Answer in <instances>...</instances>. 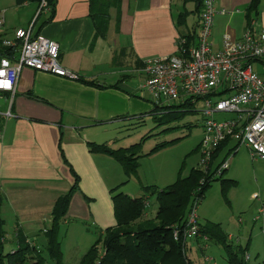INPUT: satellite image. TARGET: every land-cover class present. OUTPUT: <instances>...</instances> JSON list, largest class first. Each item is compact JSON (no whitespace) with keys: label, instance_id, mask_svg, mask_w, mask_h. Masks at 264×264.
<instances>
[{"label":"crops","instance_id":"1","mask_svg":"<svg viewBox=\"0 0 264 264\" xmlns=\"http://www.w3.org/2000/svg\"><path fill=\"white\" fill-rule=\"evenodd\" d=\"M250 1L214 0L212 50L220 48L224 33L241 38L253 20L254 31L264 29V0H260L257 14L251 12L247 17ZM119 2L118 7L109 8L104 36L94 37L88 0H56L48 22L49 9L37 12L34 1L0 0L4 17L1 37L11 38L14 29L32 23L35 32L57 42L61 64L79 76L67 79L24 67L15 91L0 93V218L3 224L13 223L16 241L19 238L37 240L23 231L39 229L44 235L51 225L50 212L55 200L74 182L72 172L78 176L77 188L71 195L63 223L70 219L74 223L92 221L99 233L115 226L109 191L122 183L125 175L119 162L106 154L90 151L89 143L106 144L110 148L131 145L119 140L121 136L124 138L123 130L128 131L136 122L144 123L155 107L151 94L142 86L144 61L175 52L180 39L177 14L184 7L189 11L194 9L193 2L183 3V0ZM191 15L194 19L189 22ZM196 19V13H190L182 30H198ZM254 64H260L264 72L260 62ZM135 74L140 78H135ZM235 143L229 139L216 158L219 161L228 155L225 171L230 170L227 177L232 179L236 177L234 168L242 158L236 157L240 146L228 158ZM245 148L241 150L243 156L247 155ZM157 152L139 158L137 172L120 186L123 192L138 197L142 195L143 185H165L141 169L148 164L145 160ZM162 166L157 164L156 169L160 172ZM254 170L261 175L260 169ZM172 172L169 181H174ZM130 180L138 185L131 184ZM146 213L149 218L150 213L147 210ZM2 240H6L5 236ZM194 244L200 248L198 239L187 240L188 247ZM206 247L209 248L208 243ZM187 257L198 264L189 254ZM206 258L208 262L209 256Z\"/></svg>","mask_w":264,"mask_h":264},{"label":"trees","instance_id":"2","mask_svg":"<svg viewBox=\"0 0 264 264\" xmlns=\"http://www.w3.org/2000/svg\"><path fill=\"white\" fill-rule=\"evenodd\" d=\"M23 2L24 0H17ZM39 6L42 0H30ZM50 11V16L55 10L56 0H43ZM203 0H183V3L193 2L194 9L187 10L185 7L177 14L176 24L179 29L181 48L189 47L196 43L197 30L186 31L182 27L186 25V18L190 13H196V29L199 26V12ZM119 0H88V14L94 24V37L104 36L109 20V8L118 7ZM260 0H251L247 8L249 13L257 14ZM1 37V34H0ZM2 54L9 51L8 47H2ZM264 67V62H260ZM87 82V81H86ZM89 83V82H88ZM196 111L195 103L191 99L172 104L156 105L149 113L151 118L157 122V126L168 123L172 120L183 117L187 112ZM166 128L167 129H171ZM149 135H144L139 141L119 148H110L106 144L89 143L92 152H99L112 157L119 162L125 175L122 183L110 189V197L113 205V215L115 226L107 227L99 233L96 240L91 244L87 251L81 256L78 264H194L186 254L187 240L184 239L183 231L185 228L186 217L193 199L197 203L204 197L206 190L215 180L219 181L220 191L223 196L229 187L236 184L232 178L223 177L225 170L215 175V169L227 158L225 155L216 162L217 155L224 147L225 143L231 140L227 137L213 151L207 170L201 167L191 168L186 175H182V166L178 170L176 179L163 187L156 185H143L142 195L133 197L123 192L120 186L127 182L129 177L135 174L139 167V158L153 154L158 149L175 142L179 138L156 143L147 153H142L141 148ZM238 145L229 150L231 154ZM199 144L193 149L197 151ZM74 182L70 189L60 195L54 202L50 216L51 225L43 233L45 236V249L49 257L55 260L56 264H61L60 243L58 241V229L63 222L68 203L72 193L77 188L78 176L72 172ZM155 195L157 208L155 215L143 219V214L147 210L148 198ZM145 202H147L145 204ZM2 196L0 193V206ZM199 224V234L207 236V240H199L203 246L209 242L222 245L224 248L228 264H245L244 248L242 249L233 238H229L219 223L207 221L204 225ZM3 220L0 218V243L4 236L2 229ZM178 230V237L174 238V229ZM101 245V248H100ZM1 249V244H0ZM101 249V250H100ZM243 253L240 257L239 254ZM44 258L41 250L33 241L26 238H19L14 250L5 254L0 253V264H43Z\"/></svg>","mask_w":264,"mask_h":264},{"label":"built area","instance_id":"3","mask_svg":"<svg viewBox=\"0 0 264 264\" xmlns=\"http://www.w3.org/2000/svg\"><path fill=\"white\" fill-rule=\"evenodd\" d=\"M213 2L202 1L195 44L181 48L180 41H183L178 40L174 53L146 59L142 68L145 75L142 86L149 91L154 104L202 100L203 134L198 151L199 166L204 171L214 149L227 137L238 146L246 147L252 158L264 159V78L253 69L255 62H264V29L254 31L253 20L241 38L224 33L220 48L212 50L210 37L216 12ZM45 8L42 0L37 12ZM3 23L0 11V28ZM2 47H8L9 51L5 55L0 51V93L15 91L18 75L24 67L67 79L79 78L61 64L57 42L35 32L32 23L14 29L11 38L0 37V50ZM217 113L234 116L219 120L215 118ZM227 165L225 159L215 169V175ZM197 204L193 199L183 236L206 241L208 238L198 231ZM263 214L264 204H261L253 220ZM173 235L178 237L177 228Z\"/></svg>","mask_w":264,"mask_h":264},{"label":"rangeland","instance_id":"4","mask_svg":"<svg viewBox=\"0 0 264 264\" xmlns=\"http://www.w3.org/2000/svg\"><path fill=\"white\" fill-rule=\"evenodd\" d=\"M193 19L194 17L191 15L188 20L191 22ZM254 69L260 76L264 75L260 64H254ZM135 76V78H140L139 75L135 74ZM166 104L171 103L168 102ZM202 108L203 102L199 99L195 102L196 111L187 112L181 118L157 126V122L149 117L144 123H134V125L129 127L128 131L123 130L124 138L121 136L119 140L124 144L129 142L128 145L139 141L144 135H149L142 145V152L149 151L156 143L161 141L179 138L175 142L158 149L157 151L159 152L156 151L157 155L149 158V160H145L148 164H144L141 168L146 174L157 180V182L165 184L160 185V187L173 182L169 181V178H172L170 175L171 171L174 172H172V176L174 177L171 180H175L181 166L182 175H186L192 166L198 164L197 167H199L200 154L199 151L197 153L193 149L203 134ZM231 115L232 113H217L215 118L220 120L223 117H230ZM170 127L173 128L164 130ZM242 147L240 146V150L236 156L238 158L242 156V158H240V161L234 168L236 177H233V179L237 181L236 184L229 187L226 195L223 196L220 191L219 181H213L211 186L206 190L204 197L197 204V215L200 224L204 225L207 221L219 223L226 233L232 234L233 240L242 249L244 248V258L247 255L245 264H264V214L259 219L253 220V217L257 213V208L261 204H264V165L255 162L264 163V159L252 158L248 151L247 155L244 154L243 156ZM228 158L230 160L232 154ZM251 161L254 162V165ZM157 164L163 165L162 171L159 172L156 169ZM254 168L262 171L260 176L254 173ZM228 174H230V170L225 171L223 177H227ZM130 183L135 186L138 185L134 180H130ZM149 202L150 206L147 212L150 213V217H153L157 208L154 194L150 196ZM146 214L144 212L143 219L148 218ZM13 226L11 221L2 225L6 240H2L0 243V253L5 254L10 252L17 246V241L14 239ZM23 232L29 234V236H33L35 240L37 239L33 242L41 250L44 258L43 264H56L55 260L49 257L45 249L46 242L43 238L44 235L39 229ZM98 235L97 226L92 221L74 223L73 219H70L66 223L62 222L58 229L61 264H78L81 256L96 240ZM208 245L209 248L206 247L207 249L202 248L201 244L200 248L196 244L191 247L187 245V254L195 259L198 264H228L222 245L213 242H209ZM189 248H191V251ZM239 255L242 257L243 253ZM206 256H209L208 262L206 261L208 259Z\"/></svg>","mask_w":264,"mask_h":264}]
</instances>
